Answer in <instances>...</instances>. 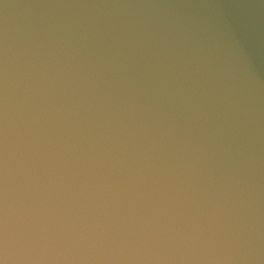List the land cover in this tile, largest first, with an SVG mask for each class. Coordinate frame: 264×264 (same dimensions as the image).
I'll use <instances>...</instances> for the list:
<instances>
[{
  "label": "water",
  "instance_id": "1",
  "mask_svg": "<svg viewBox=\"0 0 264 264\" xmlns=\"http://www.w3.org/2000/svg\"><path fill=\"white\" fill-rule=\"evenodd\" d=\"M0 264H264V0H0Z\"/></svg>",
  "mask_w": 264,
  "mask_h": 264
}]
</instances>
